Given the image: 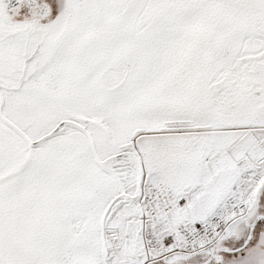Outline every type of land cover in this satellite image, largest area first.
I'll use <instances>...</instances> for the list:
<instances>
[{
	"label": "snow or ice",
	"instance_id": "1",
	"mask_svg": "<svg viewBox=\"0 0 264 264\" xmlns=\"http://www.w3.org/2000/svg\"><path fill=\"white\" fill-rule=\"evenodd\" d=\"M0 264H264V0H0Z\"/></svg>",
	"mask_w": 264,
	"mask_h": 264
}]
</instances>
